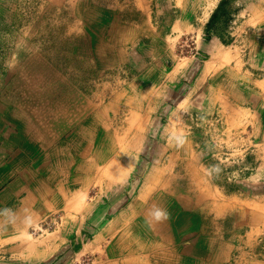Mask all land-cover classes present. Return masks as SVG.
<instances>
[{"label":"rangeland","instance_id":"obj_1","mask_svg":"<svg viewBox=\"0 0 264 264\" xmlns=\"http://www.w3.org/2000/svg\"><path fill=\"white\" fill-rule=\"evenodd\" d=\"M39 1L0 2V75L7 61L13 64L21 58L23 63L42 58L52 64L57 74H54L55 96L37 94L22 104L28 106L31 102L32 109L37 107L39 119L43 120V128L39 130L45 145L43 156L52 152L55 160L62 157L63 162L60 159L56 163L65 168L63 180L68 178L71 183L79 181L80 184L68 188V194L65 188H58L64 196L62 208L37 220L27 230V235L44 243L79 222L83 226L98 218L95 224L102 230L101 243L95 242L96 247L91 243L86 253L75 257L71 264L87 256L94 264H102L110 247L115 246L116 238L121 248L127 242L124 229L130 226L134 232L132 226L143 219L137 209L140 199L143 202L148 199V203L153 204L155 198H159L155 204L162 210L165 206L174 207L172 203L178 201V195L182 199L183 213L189 212L190 199L198 200V204L191 206L192 218L197 217V229L193 236L182 238L183 247L186 242L199 243L202 250L199 254H205L206 245L200 242L207 237L211 246L214 241V264H237L235 257L221 261L226 259V253H222L220 245L232 242L234 234L231 222L223 223V220L233 219L237 215L235 210L245 206L256 210L257 216L253 210L251 218L257 217L259 224L264 222V206L259 204H264V114L260 115L264 111V98L256 99L258 107L230 105L223 97L210 106L202 97L195 99L196 93H191L194 99L190 100L191 90L186 88L182 92L184 84L174 83L178 78L175 74L170 79L173 87L168 85L166 91L160 93L154 91L149 98L138 93L136 98H127L128 102L112 98L113 92L122 90L119 82L100 84L107 98L95 97L91 91L90 99L79 97L77 91L72 92L79 88L77 46H72V42L70 46L66 35L52 36L51 27L33 26L36 19L41 20L45 15L46 9L53 7ZM53 8L56 13L60 12ZM158 9L164 11L160 23L166 29L167 43L175 48L179 68L192 70L194 67L199 76L208 71L215 75L219 70L225 73L220 79L226 76L235 81L227 82L230 87L258 79L261 87L257 88L264 90V0H187L186 4L184 0H160L153 8L155 13ZM185 16L191 18V25H185L182 19L179 21L183 25H176V21ZM43 21L46 22L44 18ZM205 46L210 48L205 49ZM201 64H206L203 72L199 71ZM125 70L130 72L128 68ZM194 75L195 72L190 79ZM125 77L123 73L122 79ZM47 86L43 85L42 89L45 91ZM6 88L7 85L0 83V90ZM200 93L205 95L202 89L198 91L201 96ZM219 93L217 90L216 94ZM95 103L103 108L112 105L108 109L112 112L107 111L104 117L105 113L98 112ZM116 104L120 107L118 110ZM89 121L109 128L100 124L101 130L92 131L87 129ZM86 142L95 147L94 153L87 156L79 152V145ZM123 146L127 152H122ZM79 162L83 165L81 170L77 169ZM77 175L81 176L79 180L74 179ZM258 194H262L260 199L254 200ZM226 208L234 213L225 214ZM155 225H151L150 230L156 229ZM90 229L91 234L84 229L78 233L85 243L93 240V227ZM246 229L250 232L244 227V231ZM148 235L152 234L146 231L141 236ZM77 236L71 240L73 250L82 245L77 242ZM159 236L168 244L166 230ZM252 237L249 235L248 241L252 242ZM258 240L261 248L259 245L257 255L264 259V236ZM245 248L249 255L256 253L251 246Z\"/></svg>","mask_w":264,"mask_h":264},{"label":"crops","instance_id":"obj_2","mask_svg":"<svg viewBox=\"0 0 264 264\" xmlns=\"http://www.w3.org/2000/svg\"><path fill=\"white\" fill-rule=\"evenodd\" d=\"M159 1L40 0L39 2L51 4L60 12L56 13L53 7L46 9L45 15L43 14L41 20L36 19L33 26L51 27L52 36L66 35L68 44L72 42V46H77L80 69L77 72L79 88L72 92L77 91L79 97L90 99L88 93L91 91L95 97L107 98L106 94L100 90V84L119 82L122 83V90L113 92L112 98L116 97L120 98V101L128 102L127 98H134L136 93L149 98L154 91L159 93L166 91L168 85H172L173 80L170 79L175 77L173 76L175 74L178 78L174 83L184 84L182 92L188 88L191 90L190 94L196 93L195 99L202 97L210 106L223 97L228 99L230 105L258 107L256 99L264 98V90L257 88L260 86L258 79H251L248 81L249 84L244 82L239 87H230V85L227 86L229 84L227 82L235 81H231L226 76L220 79L225 73H219V70L215 71V75L211 74L212 71L209 73L206 70L207 74L199 76L194 67L192 70H189V67L186 70L178 67L175 48L167 43L166 29L160 23L164 11L158 9L155 13L153 10L159 5ZM0 2L2 3L3 0ZM186 2L187 0H184L185 4ZM180 19L185 21V25H191L192 20L188 16L179 18L176 25L177 23L180 26L183 25ZM208 48L210 46H205V49ZM205 67L206 64H201L199 71L203 72ZM125 68H128L130 72ZM2 71L0 83L7 85V88L0 90V264H71L75 257L86 253L91 243H101L102 230H98V224H95L98 218L90 221L92 224L84 223L83 226L79 222L77 226L73 225L71 230L64 229L61 236H53V240H46L44 243L26 233L45 214L62 208L64 196L57 191L58 188H65L68 194V188L74 184H80L79 181L71 183L68 178L63 180L62 172L65 168L56 163L60 159L63 162L62 157L59 156L58 160H55L52 152L43 156L45 145L39 137L43 120L39 119L37 107L34 106L32 109L31 102L28 106L22 104L31 101L37 94L43 96V93H46L48 97L52 94L55 96V69L52 64L42 58L29 59L25 63L21 58V61H15L13 64L7 61ZM194 72V77L190 79V75ZM123 73L126 76L124 80ZM91 75L93 78H88ZM28 83L37 85L29 86ZM43 85H48L45 91L42 89ZM199 89L204 90L205 95L200 93V96ZM217 90L219 94H216ZM144 93L147 94L144 95ZM192 94L190 100L194 99ZM52 104L51 101L50 107ZM95 105L98 112L105 113L104 117L108 109L112 107L111 105V107L103 108L98 106L101 104L96 103ZM116 105L118 110L120 107ZM263 114L264 111L260 112V115ZM45 115L49 118L47 113ZM100 124V122L95 124L89 121L87 129L99 131ZM101 125L106 129L108 127ZM80 146V153L86 156L94 153V144L86 142ZM122 148L124 153L125 146ZM77 166V169L81 170L83 165L81 166L79 162ZM75 171L77 172L76 169ZM79 178H81L80 175L74 177L76 180ZM260 195L262 194L255 195L254 200L260 199ZM177 198H179V207L176 206V200L172 203L174 207L165 206L162 210L155 204L159 198H155L153 204H149L148 199L144 202L140 199L137 202V209L143 215V219L136 221L132 226L134 232L130 226L127 227L128 223H125L127 227L124 229L125 237L128 239L126 243H123L124 250L119 246V239L116 238L115 246L110 247L108 255L105 256L106 260L102 264H214L215 255L212 251L214 241L211 246L208 244L207 237L201 240L200 243L204 242L206 245L205 254H199V251H202L199 250L201 249L199 243L186 242L184 247L181 244L183 237H191L196 232L198 221L196 216L192 218L191 206L198 204V200L194 202L190 199L188 202L190 210L188 213H183L182 199L178 195ZM259 204L264 206L262 203ZM161 205L164 206V204ZM253 210L244 206L235 210L237 215H234L233 219L223 220V223L231 222V233L234 234L232 242L220 245L222 253H226V259L222 258L221 261H231V257L232 259L235 257L237 264H264V259H259L260 256L257 255L260 245L258 237L264 236V222L259 224L257 217L251 218ZM158 211L163 213L160 218L156 216ZM232 213L234 212L230 213L226 208L225 214ZM253 214L257 216L256 210ZM148 219L151 222H147ZM151 225H155L156 229L150 230ZM75 226L77 230L74 229ZM84 227H89L88 231ZM91 227L94 231V241L85 243L84 237L78 233L81 232L80 229H84L86 233L91 234ZM244 227L249 228L250 232L247 229L244 231ZM165 230L168 244L159 236ZM146 231L147 234L152 235L144 236L143 239L141 235ZM75 235H79L76 237L77 242L82 243V245L79 244L81 247L78 250H73L71 244ZM249 235L253 236L252 242L247 239ZM154 244L156 246L151 247ZM247 245L253 247L256 253L249 255L245 248ZM94 246L96 247V243ZM237 251L240 252L237 253ZM233 252H236L238 256ZM248 255L250 258H247ZM210 258H212L211 261H209Z\"/></svg>","mask_w":264,"mask_h":264},{"label":"built area","instance_id":"obj_3","mask_svg":"<svg viewBox=\"0 0 264 264\" xmlns=\"http://www.w3.org/2000/svg\"><path fill=\"white\" fill-rule=\"evenodd\" d=\"M94 263H95V261L90 256H87L86 258H84L80 261H77L74 264H94Z\"/></svg>","mask_w":264,"mask_h":264},{"label":"clouds","instance_id":"obj_4","mask_svg":"<svg viewBox=\"0 0 264 264\" xmlns=\"http://www.w3.org/2000/svg\"><path fill=\"white\" fill-rule=\"evenodd\" d=\"M162 215H163L162 212H159V211H158V212L156 213L157 218H160Z\"/></svg>","mask_w":264,"mask_h":264}]
</instances>
